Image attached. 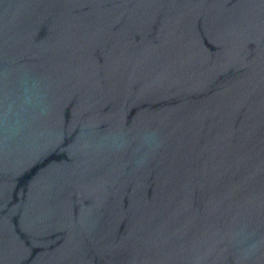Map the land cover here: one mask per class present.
<instances>
[{
  "label": "water",
  "instance_id": "water-1",
  "mask_svg": "<svg viewBox=\"0 0 264 264\" xmlns=\"http://www.w3.org/2000/svg\"><path fill=\"white\" fill-rule=\"evenodd\" d=\"M0 264H264V0H0Z\"/></svg>",
  "mask_w": 264,
  "mask_h": 264
}]
</instances>
